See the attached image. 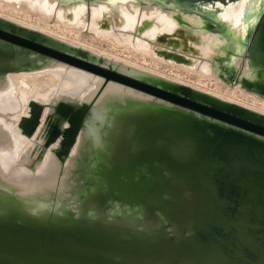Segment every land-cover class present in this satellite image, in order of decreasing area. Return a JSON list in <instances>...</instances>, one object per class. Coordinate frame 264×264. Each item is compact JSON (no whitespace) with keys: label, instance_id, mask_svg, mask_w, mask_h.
I'll use <instances>...</instances> for the list:
<instances>
[{"label":"water","instance_id":"95a60500","mask_svg":"<svg viewBox=\"0 0 264 264\" xmlns=\"http://www.w3.org/2000/svg\"><path fill=\"white\" fill-rule=\"evenodd\" d=\"M246 43L264 54V9ZM63 47L37 30L0 20V72L43 57L67 61L48 50L104 67L71 51L74 46ZM150 85L193 102L169 98L170 109L132 127L133 150L145 161V168H135L139 177L161 180L153 187L154 202L124 195L149 204L147 214L158 223L121 226L110 217L37 216L11 206L0 210V264H264V116L186 85ZM91 104L59 100L47 114L44 144L61 134L55 150L61 160ZM30 105L18 121L27 135L43 108L36 100ZM64 119L69 124L60 127Z\"/></svg>","mask_w":264,"mask_h":264},{"label":"bare ground","instance_id":"6f19581e","mask_svg":"<svg viewBox=\"0 0 264 264\" xmlns=\"http://www.w3.org/2000/svg\"><path fill=\"white\" fill-rule=\"evenodd\" d=\"M5 1L18 4L26 2L28 6H36L42 13L44 4H48L52 8H57L54 16L60 21L66 19V14L70 13V18L72 17L73 20L72 22L67 20L71 22L70 24L82 26L84 30L88 28L102 34L118 35L124 43H129L142 51L152 52L154 56L168 54L158 49L161 45L159 46L156 39L175 33L183 38L182 42H186L188 49L179 48L177 50L184 54L177 52L171 55L186 61L187 57L190 58L188 62L194 61L193 64H182V66L196 68L209 75L217 74L206 67L205 61L195 63V60L203 56L204 60L210 62L209 57L222 50V43L228 41L234 51H231L226 59L229 64H236L238 70L234 81L233 79L229 81L219 74L221 80H225L223 82L228 86L240 87L257 97L264 98L263 94L258 93L254 88H246L241 82L243 74L254 76L255 67L250 57L246 54L242 55L246 52L245 41L239 36L244 35L246 31H252L264 9V0H254L245 16L241 15L232 4L233 0H204L205 2H202L204 5L199 6L190 2L182 4L175 0ZM4 14L0 12V20L46 34L65 45L64 49L74 46L71 51L79 50L92 61L100 62L109 69L58 51L48 50L47 53L50 55L71 63L43 57L19 69L0 72V210L12 206L37 216L53 212L52 214L61 218L73 216L82 220H105L110 217L116 223L118 220L126 221V223L119 222L121 226L133 224L141 226L143 221L149 225L158 223L157 217L147 214L149 204L129 201L125 193L102 175V170L113 162L114 151L117 148L129 151L128 147L131 145L133 149L134 140H131L134 134L133 126L137 129L139 124H144V120L151 116H159L164 109H170L174 101L169 98L193 103L185 97L160 90L150 85L151 83L164 85L166 88L177 84L186 85L196 91L254 111L256 115L264 116L263 110H257L224 98L216 92L140 67L127 61L128 59L123 60L125 58L104 54L57 36L45 27L28 25ZM205 19L216 24L209 25ZM108 20L112 22L108 27L110 30L101 29V26L108 25L105 23ZM147 22L151 26L145 28L144 37L134 38L133 35L139 31V28L143 29L142 26ZM182 31H186L187 41L181 35ZM29 45L34 49H41L35 44ZM135 77L142 81H138ZM223 92L227 91L224 89ZM33 100L43 103V108L35 131L32 135H27L21 131L18 121L22 115L30 113V101ZM59 100L75 101V103L92 102L64 160H61L55 151L60 144L61 134L48 145L44 144L47 114L54 109ZM63 107L71 114V107ZM227 117L230 120L234 119L230 115ZM68 124L67 119H64L60 127ZM131 151L134 155L128 168L133 169L135 173L131 176L127 170L120 171L119 179H138L140 174L135 168H145V161L139 160L142 155H138L134 150ZM97 185L105 190L101 208L90 203L84 205V192Z\"/></svg>","mask_w":264,"mask_h":264},{"label":"rangeland","instance_id":"374dc122","mask_svg":"<svg viewBox=\"0 0 264 264\" xmlns=\"http://www.w3.org/2000/svg\"><path fill=\"white\" fill-rule=\"evenodd\" d=\"M175 1L182 4L190 2L196 4L197 6H199L200 4L204 5V3L202 2H205L204 0H185V1L175 0ZM253 1L254 0H233L232 4H234L237 10L240 11L241 15L245 16L247 10L252 5ZM55 9L57 8L56 7L52 8L50 5L44 4V8L42 10L44 13L43 14L42 12L39 11L38 8H36V6H31V5L28 6L26 2H22L21 4H18L16 2H8L5 0H0V12L5 13L6 16H9L12 19L21 21L28 25H33L35 27H43V28L45 27L49 31L53 32L55 35L60 36L62 38L93 48L104 54L107 53L112 56H118L120 57V59L125 58L123 60L128 59L127 61H130L133 64H136L140 67L181 80L183 82H187L189 84H192L194 86H197L199 88L211 92L213 91V93L216 92V94H219L222 97L224 96V98L234 100L236 102L250 106L260 111L263 110L264 112V98L257 97L251 92H247L240 89V87L228 86L227 84H225V82H223L225 80H221L222 78L220 77V75L229 81H231L232 79L234 81L235 80L234 78L236 77V72L238 70L236 64L233 65L232 63L231 65L226 59L232 53L231 51H234V49L231 46V43H229L228 41H224L222 43L223 46L222 50L213 53L209 57L210 62L204 60L203 56H200V58H197L195 60V63H200L202 60L205 61L206 67L208 66L209 69H212V71L214 70V72L220 77L219 78L214 73L212 75H209L207 72L205 73V71L196 68H189L182 66V64L183 65L193 64L194 61L188 62V60H190V58L188 57H187L188 60L186 61L184 59H177L173 55H171L179 52L177 50L179 48L185 50L188 49L187 44L185 45L186 42L184 41L182 42L183 38L176 35L175 33L170 34L171 36H165V37L163 36V38L161 39H156V42L159 44V46L161 45L160 48L158 49L164 50L165 52H168V54L167 55L157 54V56H154L152 52L142 51L140 49H136L132 47L129 43H124L123 41H121V38L118 35L102 34L97 30H91L88 28H86L87 30L86 29L84 30L82 26H78L77 24H70L73 21L71 20L72 17L70 18L71 16L70 13L66 14L67 15L66 19L63 18L64 20L60 21L58 18H56V16H54ZM67 20L71 22H67ZM205 20L209 25L216 24V22L214 21L208 19ZM206 22L204 21V23ZM105 23H108V25L105 24L104 26H101V29L109 31L110 28L108 27L112 22L108 20ZM149 25L150 23L147 22L145 26L144 25L142 26L143 29L139 28V31H137L133 35V37L137 39L144 37V32H145L144 30ZM185 32L186 31L181 32L182 33L181 35L184 36V40L188 38ZM250 34L251 31L249 30L246 31L244 35H239V36L245 41L244 50L246 52L242 55L246 54L248 57H250L251 63L255 67L254 70L255 72H254V76L252 77H249L247 74H243L241 76L242 79L240 77L242 81L241 80L240 81L243 83V86H245L246 88L248 89L254 88V90L258 91V93L264 95V82H263L264 54L256 51V47L254 46V43H252L250 47L247 46L246 42ZM179 53L184 54L183 52H179ZM224 89L227 92H223ZM128 148L129 151L128 150L124 151L121 150L120 148H117L114 151V157L112 156L114 158L113 162L110 163L108 166H106L104 170H102V175L106 176L107 180L112 185L120 189L123 193L133 196L135 195L139 196L141 198L146 199L148 203L154 202L153 187L159 184L160 182L159 180L161 179L159 180H155L151 178L146 179L145 177H139L138 179H127V180L124 178L119 179L118 172L126 171V170L127 172H129V170L131 169V168L129 169L128 167L133 158L134 152L131 151L133 150L131 145H129ZM97 186L91 187L84 192V197H83L84 205L90 203V204H95L96 206H98V208H101L103 198L105 195L104 194L105 190L99 186L97 188ZM101 222H106V221L102 220ZM119 222L126 223V221L124 220L123 221L118 220V224ZM152 226H153L152 224L149 225V227Z\"/></svg>","mask_w":264,"mask_h":264}]
</instances>
